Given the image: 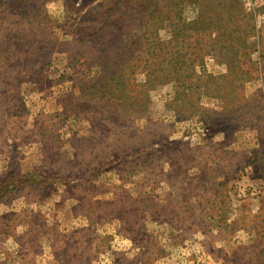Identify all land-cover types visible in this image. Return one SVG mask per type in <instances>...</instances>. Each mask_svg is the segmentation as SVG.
<instances>
[{
  "label": "rangeland",
  "instance_id": "1",
  "mask_svg": "<svg viewBox=\"0 0 264 264\" xmlns=\"http://www.w3.org/2000/svg\"><path fill=\"white\" fill-rule=\"evenodd\" d=\"M0 264H264V0H0Z\"/></svg>",
  "mask_w": 264,
  "mask_h": 264
},
{
  "label": "trees",
  "instance_id": "2",
  "mask_svg": "<svg viewBox=\"0 0 264 264\" xmlns=\"http://www.w3.org/2000/svg\"><path fill=\"white\" fill-rule=\"evenodd\" d=\"M110 8L108 12L110 13ZM116 11V9H114ZM153 10H148V16H152ZM134 15V14H132ZM130 15V18H134V21H140L139 17H134ZM128 17V16H126ZM146 17L145 14L140 15V18ZM149 19L145 20L148 21ZM135 29V30H134ZM142 29V26H135L130 30L125 29L121 32L122 36H130L128 39L130 40L125 43L123 46L122 42L109 43L104 48L99 49L100 56H97L98 60L96 64L99 66V70L96 75H94L93 83L86 87L87 91H92V94L95 95L98 92L101 95L100 99L107 97V93L112 94L110 105L112 104H121V100L125 97V92L128 88V85L131 84V81H128L130 78V73L126 71L127 67H131V73L134 72V67L130 63L135 60L136 52H139L141 48L138 45H135V38H137L138 30ZM134 30L133 34L132 31ZM102 35L104 33V27H101L99 30L95 32V34ZM122 36L119 40L122 39ZM141 40V36L137 38ZM119 88L118 91H112V89L116 90ZM116 110L120 109L119 107H115ZM115 109L114 112H117Z\"/></svg>",
  "mask_w": 264,
  "mask_h": 264
}]
</instances>
